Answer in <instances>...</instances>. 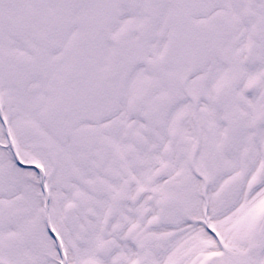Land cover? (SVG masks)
Listing matches in <instances>:
<instances>
[{"label": "snow or ice", "instance_id": "snow-or-ice-1", "mask_svg": "<svg viewBox=\"0 0 264 264\" xmlns=\"http://www.w3.org/2000/svg\"><path fill=\"white\" fill-rule=\"evenodd\" d=\"M0 264H264V0H0Z\"/></svg>", "mask_w": 264, "mask_h": 264}]
</instances>
